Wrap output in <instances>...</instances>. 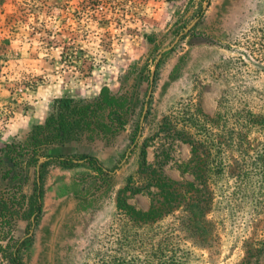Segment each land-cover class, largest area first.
<instances>
[{
	"label": "rangeland",
	"instance_id": "obj_1",
	"mask_svg": "<svg viewBox=\"0 0 264 264\" xmlns=\"http://www.w3.org/2000/svg\"><path fill=\"white\" fill-rule=\"evenodd\" d=\"M263 34L264 0H0V136L14 124L7 142L24 138L27 125L52 111L55 97L91 99L104 85L136 95L131 120L109 142L83 139L60 149L115 166L111 179L93 183L90 168L49 166L41 215L35 221L20 213L10 229L4 226L0 264H17L13 255L19 264H128L133 250L155 247L147 238L158 228L148 231L118 215V190L143 181L142 147L146 162L166 177L197 182L193 170L183 168L191 166L192 152L177 129L193 138L217 133L215 157L226 158L223 114L235 107L227 99L264 87V72L255 71L264 68ZM147 35H153L151 42ZM137 120L138 146L130 149ZM222 175L211 183L210 238L191 241L181 227L171 230L178 211L158 224L157 238H183L188 264H244L246 253L249 264H264V248L258 250L264 242V187L251 182L235 194ZM154 191L151 186L122 195L146 211Z\"/></svg>",
	"mask_w": 264,
	"mask_h": 264
},
{
	"label": "trees",
	"instance_id": "obj_2",
	"mask_svg": "<svg viewBox=\"0 0 264 264\" xmlns=\"http://www.w3.org/2000/svg\"><path fill=\"white\" fill-rule=\"evenodd\" d=\"M147 39L151 42L153 35H147ZM154 66L157 68L158 62H154ZM133 67L134 65L130 68ZM146 70L148 80L149 66ZM255 71L258 74L264 72V68L257 66ZM129 72L124 75L125 78ZM135 98L133 92H112L106 85L91 99L55 97L52 101V111L43 122L33 124L24 138L6 142L0 147V240L4 237L1 236L4 226L7 225L10 229L12 221L20 216V213L21 216L28 219L32 217L35 221L40 217L42 180L49 166L64 169L77 166L90 168L94 172L93 183L111 179L115 166L109 169L93 155L62 153L60 149L83 139L109 142L124 130L131 120L135 111ZM227 100L235 107L225 109L223 114L227 123L224 144L228 151L224 160L215 157L218 144L212 135L217 133L207 131L202 135L204 138H193L184 128L177 129V134L190 145L192 152L189 161L191 166L186 164L183 168L185 171L193 170L196 183L166 177L146 162V152L142 147L139 172L143 173V181L135 184L127 182L118 190L117 213L127 218L131 224L144 227L148 231L155 226L158 231L154 233L156 230H153L147 238L148 245L156 246L148 250H133L128 264H188L190 252L180 249L179 242L183 238L179 235L157 238L160 233L158 224L164 217L174 215L178 211L179 215L175 217L174 228L171 230L181 227L183 231H188L191 241L210 238L214 224L206 216L213 209L214 192L211 183L216 181L215 178H220L221 171L235 194L240 193L251 182L264 187V87L250 88ZM143 103L144 100L140 102V114ZM138 120L129 137L130 149L133 144V149L138 146V142H135ZM160 129H165V126L161 125ZM200 153L203 156H200ZM126 154L127 150L122 156ZM74 184L76 185V182ZM29 185L30 190L27 192L25 188ZM151 186L155 187L156 191L151 192L150 206L146 211L136 210L122 195L126 191L135 194ZM180 230L177 232H181ZM135 239L134 241H139ZM260 246L258 250H263L264 242ZM3 248L6 247L0 244V249ZM249 258L250 253H246L244 264L250 263ZM13 261L19 264L18 256L13 255ZM118 263L122 264L123 260Z\"/></svg>",
	"mask_w": 264,
	"mask_h": 264
},
{
	"label": "crops",
	"instance_id": "obj_3",
	"mask_svg": "<svg viewBox=\"0 0 264 264\" xmlns=\"http://www.w3.org/2000/svg\"><path fill=\"white\" fill-rule=\"evenodd\" d=\"M44 116H43V118H41V119H38V118H36L34 121H32L29 125H27L26 127H25V130H29L31 127H32V125H33V123H35V122H37V123H41V122H43V120H44ZM13 126H14V124H9L8 125V127H7V129L5 130V132H4V134L2 135V136H0V146L4 143V142H7V141H9V140H11V139H7L6 140V137H7V135H10V133H11V129L13 128ZM14 129V128H13ZM5 139V140H4Z\"/></svg>",
	"mask_w": 264,
	"mask_h": 264
},
{
	"label": "water",
	"instance_id": "obj_4",
	"mask_svg": "<svg viewBox=\"0 0 264 264\" xmlns=\"http://www.w3.org/2000/svg\"><path fill=\"white\" fill-rule=\"evenodd\" d=\"M195 23V21H193L187 28H186V30L185 31H187L193 24ZM178 40V37L176 38V41ZM158 58H159V55H158V57L156 58V60H155V63H157V61H158ZM153 75H154V68H153V70L151 71V75H150V87H149V90H148V93H147V98H149L150 97V94H151V84H152V80H153ZM145 109H146V105L144 106V110H143V113H142V118H143V115H144V113H145ZM142 118H141V121H140V123L142 122ZM140 135V131L138 132V136ZM40 161H42V160H40Z\"/></svg>",
	"mask_w": 264,
	"mask_h": 264
}]
</instances>
